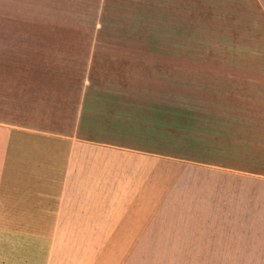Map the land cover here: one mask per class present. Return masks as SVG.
Here are the masks:
<instances>
[{"label":"crops","instance_id":"0c3cea01","mask_svg":"<svg viewBox=\"0 0 264 264\" xmlns=\"http://www.w3.org/2000/svg\"><path fill=\"white\" fill-rule=\"evenodd\" d=\"M237 3L264 32V0L215 12ZM66 44L79 81L19 70L0 118V264H264V52ZM169 122L174 152L144 145Z\"/></svg>","mask_w":264,"mask_h":264},{"label":"rangeland","instance_id":"374dc122","mask_svg":"<svg viewBox=\"0 0 264 264\" xmlns=\"http://www.w3.org/2000/svg\"><path fill=\"white\" fill-rule=\"evenodd\" d=\"M215 2L0 0V118L12 119L18 113L19 102L16 104L12 90L18 86L19 70H54L66 84L67 79L73 85L79 81L67 77V65L73 71H78L80 65L79 62L67 64V37L80 40L99 36L105 40L129 41L132 46L124 48L135 49L137 54L263 53L264 32L256 30L257 15L248 12L249 8L240 10L238 3L229 8L233 12H226L228 8L223 4L218 8L223 13L215 12ZM159 41L162 46L155 45ZM144 145L174 152L175 125L169 122L167 142L145 141ZM96 240L92 243L128 244L127 239L105 238L95 243ZM92 243L85 238H67V246ZM122 256L126 261L127 255Z\"/></svg>","mask_w":264,"mask_h":264}]
</instances>
